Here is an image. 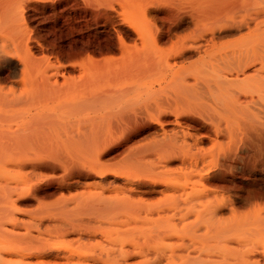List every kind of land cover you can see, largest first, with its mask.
I'll use <instances>...</instances> for the list:
<instances>
[{
  "label": "bare ground",
  "instance_id": "6f19581e",
  "mask_svg": "<svg viewBox=\"0 0 264 264\" xmlns=\"http://www.w3.org/2000/svg\"><path fill=\"white\" fill-rule=\"evenodd\" d=\"M124 2L122 8L128 5L132 14L123 10L126 25L112 27L123 60L94 62L78 72L71 67L74 75L61 84L41 79L25 98H0L8 103L4 108L35 102L34 113L17 118L14 130L3 129L1 116L0 150L46 151L62 143L83 153L94 150L87 160L95 166L112 128L127 134L152 129L140 158H154L145 180L163 183L164 194H188L205 184L212 190L203 194L220 190L229 195L206 197L180 209L176 202L178 211L187 213L173 224L133 233L97 227L104 239L40 241L27 253L0 255V264H264V0ZM235 35L230 42L235 49L211 57L229 43L219 42L221 36ZM190 51L198 59L185 63L182 58ZM6 61L1 56L0 66ZM151 77L157 87L145 86ZM140 91L143 99L132 103ZM71 94L74 104H59ZM89 110L92 116L79 118ZM205 142L210 146L204 150ZM203 152L211 162L205 173L190 164V173L170 176L167 164L161 165L177 159L183 170L187 160L203 159ZM225 210L228 216L222 217Z\"/></svg>",
  "mask_w": 264,
  "mask_h": 264
},
{
  "label": "rangeland",
  "instance_id": "374dc122",
  "mask_svg": "<svg viewBox=\"0 0 264 264\" xmlns=\"http://www.w3.org/2000/svg\"><path fill=\"white\" fill-rule=\"evenodd\" d=\"M122 1L0 0V57L7 59L0 66V98L4 97L7 102L12 98H25L41 79L49 80L52 85H55L54 81L61 84L74 75L71 67L78 72L81 66L94 62L120 63L125 54L113 28L126 25L122 15L125 2ZM127 8L124 12L129 17L132 13ZM236 37L221 36L219 42L229 43L211 57L217 58L235 49L230 42ZM171 55L172 52L168 57ZM187 55L182 58H185V63L194 62L199 56L192 51ZM205 58L209 59V56ZM152 84L157 87L155 78L151 77L145 86ZM141 91L132 98V103L143 99ZM72 95L63 97L59 104H74L76 98ZM0 101L3 102L2 99ZM55 101L56 98L50 103L55 106ZM29 102L21 103L19 107L16 105L17 108H7L8 103L4 108L5 104L3 107L0 104L1 121L8 122L12 117L10 123L3 122V129H16L17 118L34 113L35 102ZM13 111L20 113L12 116ZM89 111L79 118L92 116ZM118 129L114 131L112 128L106 135L107 142L98 152L95 166L87 160L94 150L83 153L62 143L44 149L46 151L42 148L0 150V255L27 253L36 242L46 240L57 244L61 241L104 239L102 228L116 227L120 232L133 233L150 230L160 224H173L187 213L185 209L179 212L174 206L176 202L180 203V209L206 197L229 195L220 190L217 194H203L212 190L205 184L188 189V194L162 193L163 183H152L144 178L154 158L146 156L140 159L142 148L153 137L152 129L128 134ZM202 146L205 150L210 145L205 142ZM202 157L187 160L183 170H180L181 164L177 159L163 160L161 165L167 164L165 167L169 169L170 176L190 173V164L198 165L205 173L211 162L207 153L203 152ZM143 181L147 182L146 185L139 188L138 183ZM197 188L199 194L196 193ZM221 216L227 217L228 211H223ZM189 220H193V216ZM93 225L96 230L89 229Z\"/></svg>",
  "mask_w": 264,
  "mask_h": 264
}]
</instances>
